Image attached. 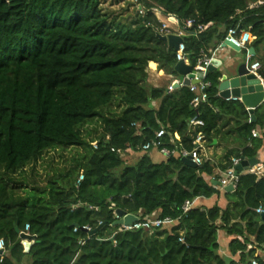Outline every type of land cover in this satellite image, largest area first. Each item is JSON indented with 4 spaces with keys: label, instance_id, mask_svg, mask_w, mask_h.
Masks as SVG:
<instances>
[{
    "label": "trees",
    "instance_id": "obj_1",
    "mask_svg": "<svg viewBox=\"0 0 264 264\" xmlns=\"http://www.w3.org/2000/svg\"><path fill=\"white\" fill-rule=\"evenodd\" d=\"M137 2V19L123 22L102 10V0H0V264H26V258L29 264H237L219 254L221 229L233 237L229 251L239 253L238 263L264 264V214L257 213L264 210V177L245 171L235 191L225 194V209L183 214L186 201L219 195L215 182L203 177L215 168L209 162L192 168L178 156L159 162L142 151L162 129L168 148L173 140L192 151L198 133L212 145L222 131L219 121L232 117L240 146L226 151L220 169L258 158L263 140L252 132L264 127V104L251 122L240 101L218 96L216 71L205 77L208 102L195 109L189 87H153L147 70L150 63L156 71V63L178 76L176 51L158 37L166 33L154 10L209 25L183 37L186 58L196 66L201 52L225 41L232 28L255 37L254 48L263 44L264 0ZM260 75L264 79V70ZM195 118L204 127L193 129ZM68 148L84 152L42 186L37 163L50 150ZM112 149L139 158L127 165ZM112 205L140 219L156 214L175 223L108 238ZM100 224L96 235L82 230ZM27 225L37 236L29 253L16 232Z\"/></svg>",
    "mask_w": 264,
    "mask_h": 264
},
{
    "label": "built area",
    "instance_id": "obj_2",
    "mask_svg": "<svg viewBox=\"0 0 264 264\" xmlns=\"http://www.w3.org/2000/svg\"><path fill=\"white\" fill-rule=\"evenodd\" d=\"M154 11L157 12V13L154 12V14L157 16V18L162 23L161 30L166 33L165 36L177 35L183 38L186 35L192 34V33L201 34L204 31H206L207 28L209 27V25H199L196 23L195 20H187L181 23L173 15H164L161 10H154ZM171 27H175L176 30H172ZM252 39L253 38L251 37L249 32L241 31V30L239 31V29L237 28H232L228 31L225 41H229L231 44L235 45L242 51L243 49L247 48V46L251 43ZM176 54H177L176 59L178 62L185 61L188 64L190 63V61L186 58L184 43L180 45L179 51H177ZM212 59L213 57H211V55L208 52L202 51L196 66H193L191 63L190 64L193 66V70L196 73H200V72L205 73ZM248 69L251 73H254L257 75V77L261 80L264 86V80L259 73V71L261 70L260 63L258 62L251 63L249 64ZM194 80L198 82V84L191 85L189 88L191 92L195 94V98L193 99L192 105L195 109H197L201 104L208 102L209 97H208L207 91L211 87V83L206 82L205 78L203 80H200L198 77H195ZM169 90L172 91L173 86H170ZM226 101H239V100H226ZM190 125L192 126L193 129L202 128L204 127V122L195 118L194 120L191 121ZM133 126H135L136 128L140 127V125H136V124H134ZM252 133H253V137L255 138L258 137V134L255 131H253ZM166 135L167 133L163 129L160 130L159 132L155 134V139L146 143L142 147V151L151 152L152 150H156L165 158H169L171 156L191 158L192 161L198 167L202 166L205 163V158L203 155L205 137L203 133H198L196 141L194 142L195 147L192 151H188L184 149L181 145L175 144L173 140H171V144L172 146H174L173 149L166 147L162 142V138ZM176 135L174 139H176L177 141H180V137L179 139H177ZM112 151L117 152L122 157L125 156V153L120 150L115 151L114 149H112ZM241 162L242 160L240 159L234 160L233 165L230 168L223 171L217 178L213 177L212 180L213 182H215V186L218 185V187L224 190L226 187L232 185L235 191L238 185V182H239V176L235 175V171H236V167ZM247 173L254 174L258 178H262L264 177V166L259 164L253 168H249L247 170ZM90 208L97 211V209L94 207H90ZM111 208L114 210L113 215H114L115 221L119 220L120 217L117 215V210L115 209V206L112 205ZM192 209L194 208H193V202L191 201H186L185 204L181 208L183 214H187ZM257 213L264 214V210L260 208L257 210ZM174 223H175V220H173L171 217L159 218L156 214H154L152 216H147L143 219L139 218V220L131 226L121 225L118 227V230L116 233L118 234L122 232L140 231V230H146V231H149L150 233H153L155 230H162L164 228L170 229ZM78 230L79 228H75L74 232L76 233ZM82 230L87 233L92 232V228L90 226H85L82 228ZM29 231H30V226L27 225L25 228V232L29 233ZM179 241L181 243H185L184 238L182 236L180 237ZM114 244L116 245L115 241H114ZM0 250H3L5 253L4 240H0ZM3 254H1V256ZM238 264H243V263H238ZM250 264H258V262L256 260H252Z\"/></svg>",
    "mask_w": 264,
    "mask_h": 264
},
{
    "label": "water",
    "instance_id": "obj_3",
    "mask_svg": "<svg viewBox=\"0 0 264 264\" xmlns=\"http://www.w3.org/2000/svg\"><path fill=\"white\" fill-rule=\"evenodd\" d=\"M158 37L176 52L179 51L180 45L184 43L183 38L177 35L165 36L160 34ZM224 46L235 52H241L238 47L231 44L229 41H225ZM248 55L250 56L251 54L249 53ZM248 66L249 62L246 57L243 56L237 58L230 65H224L221 60L213 58L205 73H196L190 63L188 64L185 61H180L177 63L175 71L181 78H183V81L181 85L179 83L175 84L174 88H179L181 86L190 87L191 85L198 84V82L194 80L195 77L203 80L210 73L219 71L221 74L217 86L219 97L224 100H239L246 108H248L253 122L255 121V110L264 102V86L257 75L249 71ZM182 162L189 167L198 168L191 158H183ZM258 164L259 160L257 158L250 160L242 159V162L236 167L235 175L239 176V174L247 171L249 168L257 166ZM225 191L227 193H233L234 187L230 185L225 188ZM117 215L120 219L114 222L112 225L113 227L121 225L131 226L139 220L137 216L126 214L122 210H117ZM104 226L105 224H100L96 230L91 232V236L96 235ZM16 232L22 240L25 253H29L31 247L37 242V236L21 232L18 227L16 228ZM113 241L114 238L110 240V242ZM3 253L4 251L0 250V254Z\"/></svg>",
    "mask_w": 264,
    "mask_h": 264
},
{
    "label": "crops",
    "instance_id": "obj_4",
    "mask_svg": "<svg viewBox=\"0 0 264 264\" xmlns=\"http://www.w3.org/2000/svg\"><path fill=\"white\" fill-rule=\"evenodd\" d=\"M219 32L226 33V29L224 27H221L219 29ZM252 38L253 39L251 43L247 46V48L242 50L245 52V55H240L238 52H235L234 50L224 46L225 41H222V42L215 41L213 47H211L208 50V53L211 55V57L221 60L224 65L232 64L240 56L246 57V59L249 60V64L255 63V62L260 63L261 65V70L259 71L260 73L264 68L263 66L264 43L254 48L253 42L255 41L256 38L255 37H252ZM249 53L251 54L250 56L248 55ZM154 64L157 67L156 71L150 68V63L148 65V70H147L148 75H149L148 83L151 86L156 87V88H159V87L170 88V86H173V90H174L175 84L177 83H179L180 85L182 84L183 78L182 79L174 78L173 75H168L164 71L160 70L158 68V64L156 63ZM220 78H221V74H220ZM172 91L169 90V92H172ZM218 96H219V93H218ZM245 109L249 112L248 108L245 107ZM235 124L236 123L232 117L222 118V120H220L218 123L219 127L222 129L221 134L218 137V139H215L212 145L207 144V141L205 139L204 150H203L205 162H209L210 165L215 168L214 175L212 176L206 175V174L203 175V177L208 183L213 182L212 180L213 177L217 178L223 172L220 169V166L226 163V160L224 159L226 155V151L229 149H237L240 146L235 141V137H236V132L234 131V128H236ZM255 132L258 134L257 138L262 139L264 141V127L263 128L257 127ZM224 133H228V134L224 137L223 136ZM176 138L179 139V136L176 135ZM150 153L152 154V158L156 159V161L161 162L162 160H164V157L158 151L152 150ZM257 159L259 160V164L264 166V142H263L262 148L259 151V155ZM215 187H217L219 191V195H214L210 199L199 198L193 202V208H200L202 210H205V209H210L215 205H218L221 209H225L228 205V201L225 197V194L227 192L225 191V189L223 190L220 187H218V185H216ZM232 239L233 237L228 235L225 229H221L218 231V242L220 246L219 254L222 257H224L228 262L234 261L238 264L240 260L239 253L236 255H233L229 251V245Z\"/></svg>",
    "mask_w": 264,
    "mask_h": 264
},
{
    "label": "rangeland",
    "instance_id": "obj_5",
    "mask_svg": "<svg viewBox=\"0 0 264 264\" xmlns=\"http://www.w3.org/2000/svg\"><path fill=\"white\" fill-rule=\"evenodd\" d=\"M101 8L106 14L109 15L110 18H116L123 22H132L137 19L138 11L140 12V10L142 9L141 6H139L137 0H102ZM171 28L172 30H176L175 27ZM239 54L245 55V52L241 51ZM173 77L182 79L179 75ZM95 126L91 128H95ZM83 152V149L80 148L53 149L47 152L35 167V172L38 175H41V179H39L41 185H46L45 179L48 176H55V174L59 170L66 169L67 167H69V165L72 164L73 157H77ZM124 157L127 161V165H134L137 162V158H139V155H128ZM154 160L156 161V159ZM30 169L31 167H29V170ZM121 170L119 172H121ZM118 227L109 228L108 231L105 233V237H113L117 232ZM25 263L29 264L30 259L26 258Z\"/></svg>",
    "mask_w": 264,
    "mask_h": 264
}]
</instances>
